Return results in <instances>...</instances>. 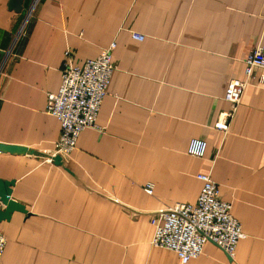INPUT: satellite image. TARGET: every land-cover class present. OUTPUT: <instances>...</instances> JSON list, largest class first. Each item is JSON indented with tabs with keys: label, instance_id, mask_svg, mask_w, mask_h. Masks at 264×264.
I'll return each mask as SVG.
<instances>
[{
	"label": "crops",
	"instance_id": "1",
	"mask_svg": "<svg viewBox=\"0 0 264 264\" xmlns=\"http://www.w3.org/2000/svg\"><path fill=\"white\" fill-rule=\"evenodd\" d=\"M10 1L0 0V143L39 155L0 153V179L14 181L11 199L29 213L0 222V264H180L152 246L151 218L195 203L197 175L208 173L242 237L232 258L208 242L187 264H264L261 69L228 129L217 128L227 83L244 78V59L264 40V0ZM112 42L98 129L84 130L61 165L46 161L60 124L45 105L65 53L81 65ZM192 139L206 142L203 159L187 154Z\"/></svg>",
	"mask_w": 264,
	"mask_h": 264
},
{
	"label": "built area",
	"instance_id": "2",
	"mask_svg": "<svg viewBox=\"0 0 264 264\" xmlns=\"http://www.w3.org/2000/svg\"><path fill=\"white\" fill-rule=\"evenodd\" d=\"M131 38L141 42L144 36L131 33ZM115 47L116 44L112 42L97 57L81 65L72 64L69 53H65L59 89L47 95L45 105V113L55 117L60 124V136L46 161L52 162L55 156H68L76 150L84 130L98 129L97 115L112 77V52ZM243 64L244 78L231 79L225 87L223 99L230 105V109L225 121L217 125L218 130L228 129L253 71L261 69L264 78V40L251 48ZM206 149L204 140L192 139L187 154L203 159ZM197 180L201 183V190L195 203L176 204L151 218L154 227L152 246L174 253L180 264L198 259L208 242L232 258L242 237L241 225L232 215V205L220 198L218 185L211 175L198 174ZM144 190L151 194L153 185L146 184ZM5 246L6 239L0 232V261Z\"/></svg>",
	"mask_w": 264,
	"mask_h": 264
},
{
	"label": "water",
	"instance_id": "3",
	"mask_svg": "<svg viewBox=\"0 0 264 264\" xmlns=\"http://www.w3.org/2000/svg\"><path fill=\"white\" fill-rule=\"evenodd\" d=\"M15 2L16 0H11L10 5L14 6ZM0 153L18 155V156L26 155V154L34 155V156L39 155V153H37L36 151L29 150L26 147L17 146V145H4L1 143H0ZM46 157L47 156H45V158ZM52 162L56 165H61V159L59 156L53 157ZM13 185H14L13 180L5 181L0 179V204L4 207L3 210H0V222L8 221L10 215L13 212H20L25 215L29 214L23 205L11 199Z\"/></svg>",
	"mask_w": 264,
	"mask_h": 264
}]
</instances>
